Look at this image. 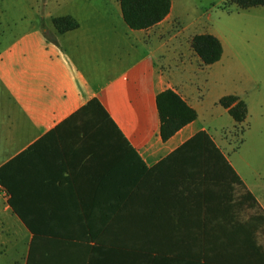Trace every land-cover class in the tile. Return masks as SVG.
Returning a JSON list of instances; mask_svg holds the SVG:
<instances>
[{"label":"crops","instance_id":"crops-1","mask_svg":"<svg viewBox=\"0 0 264 264\" xmlns=\"http://www.w3.org/2000/svg\"><path fill=\"white\" fill-rule=\"evenodd\" d=\"M71 1L62 16L77 27L64 32L53 17L13 33L0 22V167L9 163L4 175L26 220L0 198V264H264V99L253 112L244 101L235 123L246 127L229 159L165 53L191 39L173 0L144 29L124 22L119 0ZM159 34H168L163 43ZM165 89L196 118L162 139L155 99ZM91 100L107 117L96 106L79 111ZM200 130L226 162L182 145ZM246 191L257 207L239 197ZM118 251L131 254L119 260Z\"/></svg>","mask_w":264,"mask_h":264},{"label":"rangeland","instance_id":"rangeland-1","mask_svg":"<svg viewBox=\"0 0 264 264\" xmlns=\"http://www.w3.org/2000/svg\"><path fill=\"white\" fill-rule=\"evenodd\" d=\"M173 2L175 11L183 14L182 23L187 26L183 36L189 34L191 39L189 45L186 41L182 42L176 55L166 49L165 53L178 67V72L183 74L182 78L191 81L203 104V108H199V122L215 137L223 136L230 159L231 151L243 138L241 133L246 124H236L218 100L236 92L249 103L253 112L256 102L264 99V6L241 9L230 0ZM72 4L71 0H0V22L8 23L9 33L17 32L27 20H33L37 25H48L51 17L66 14ZM191 21L195 24L188 23ZM179 28L180 25H174L172 31ZM198 31H207L221 42V57L211 65H199L192 55L194 52L198 56L192 45V35ZM167 37L168 34H159L155 40L163 43ZM159 57L158 65L166 67L164 56ZM241 155L244 159L246 144L240 149L238 156ZM244 194H239V197L243 198Z\"/></svg>","mask_w":264,"mask_h":264},{"label":"trees","instance_id":"trees-1","mask_svg":"<svg viewBox=\"0 0 264 264\" xmlns=\"http://www.w3.org/2000/svg\"><path fill=\"white\" fill-rule=\"evenodd\" d=\"M238 8L245 9L253 6H264V0H230ZM121 15L124 22L131 29H144L150 27L162 20L170 9V0H119ZM52 23L58 32H64L77 27V22L70 16H57L52 18ZM192 45L200 57L202 63L208 65L218 61L222 54V45L220 40L212 34H195L192 37ZM156 107L160 120V135L162 139L169 137L174 131L183 125L191 122L196 118V112L193 108L173 90L165 89L156 95ZM218 103L231 116L234 122L240 123L245 119L247 108L243 99L238 96L229 94L219 98ZM96 106L103 114L106 115L100 104L96 100H91L79 111L85 112ZM107 117V115H106ZM182 145L195 146L201 151L200 158L202 160H220L226 162L218 147L215 145L211 137L204 131L200 130L186 140ZM9 163L0 167V184L8 192V203L26 222L24 215L16 208L14 192L10 186V182L4 175ZM249 199L256 207L257 203L249 192H245L242 200ZM131 252L118 251L114 253V257L122 260L127 259ZM147 258L150 255H144Z\"/></svg>","mask_w":264,"mask_h":264},{"label":"built area","instance_id":"built-area-1","mask_svg":"<svg viewBox=\"0 0 264 264\" xmlns=\"http://www.w3.org/2000/svg\"><path fill=\"white\" fill-rule=\"evenodd\" d=\"M0 198L1 199H6L8 198V192L6 189L0 184Z\"/></svg>","mask_w":264,"mask_h":264}]
</instances>
